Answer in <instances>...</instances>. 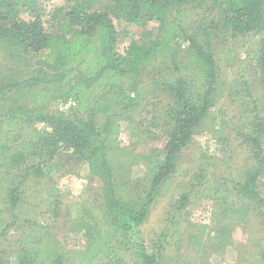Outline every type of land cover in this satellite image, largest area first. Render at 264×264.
<instances>
[{
    "label": "trees",
    "instance_id": "1",
    "mask_svg": "<svg viewBox=\"0 0 264 264\" xmlns=\"http://www.w3.org/2000/svg\"><path fill=\"white\" fill-rule=\"evenodd\" d=\"M92 1L70 0L66 11L49 17L38 10L36 0H0V57L19 52L20 59L37 63L25 77L0 76V176L10 168L24 177L41 176L39 157L59 165L70 159L87 163L90 174L103 183L102 202L88 213L91 225L83 250L67 251L50 233L35 227L32 239L24 238L16 264H128L129 255L137 264H163L169 241L153 252L141 236V227L151 207L169 194L179 159L195 136L210 130L219 140L224 134L216 107L226 90L213 36L221 33L234 39L261 34L253 60L264 83V0H114L109 7ZM171 8L175 16L163 21L157 33L146 32L140 41L121 46L130 32L118 28L117 21L140 25L150 11ZM200 8L209 10L208 24L189 20L191 11ZM177 42L185 48L182 55L174 46ZM223 56L231 60L230 53ZM158 64L164 75L150 80L152 73L146 71ZM242 87L253 105L244 120L239 118L241 127L235 135L247 154L242 178L232 179L231 187L207 179L232 221L251 209L264 214V117L249 83ZM160 96L169 101L162 111L163 149L136 153L134 145L122 147L120 119L128 116L134 121L131 118L144 102ZM45 100L71 101L75 104L71 109L86 115L50 112ZM37 123L48 124L52 131L36 129ZM142 135L149 138L147 130ZM135 165L142 166L144 173L133 185L130 171ZM207 177L204 169L196 178ZM1 190L6 210L21 201L16 189ZM175 203L182 213L190 203L189 194ZM4 223L0 218V235L5 233ZM182 223L180 219L176 225ZM207 228L199 231L203 234ZM177 235L182 238V233ZM230 237L228 226L218 228L214 246L224 249ZM191 241L204 246L203 239ZM260 256L264 261V250Z\"/></svg>",
    "mask_w": 264,
    "mask_h": 264
},
{
    "label": "rangeland",
    "instance_id": "2",
    "mask_svg": "<svg viewBox=\"0 0 264 264\" xmlns=\"http://www.w3.org/2000/svg\"><path fill=\"white\" fill-rule=\"evenodd\" d=\"M36 2L39 3L38 10L49 17L58 16V12L66 11L70 6V0ZM92 3L109 7L113 5L114 0H94ZM210 15L207 8H200L191 11L189 20L197 25L205 22L208 24ZM174 16L175 12L171 8L162 12L150 11L140 25H128L116 20L118 28L130 32L129 39L121 46L133 40L140 41L146 32L157 33L162 28L163 21L171 20ZM200 21L203 23H198ZM226 37L221 33L216 38L213 36V51L220 66L223 89L226 90L216 107L220 124L224 128L223 137L215 139L210 130L195 136L179 159L178 171L171 183L169 194L162 196L151 207L149 218L141 227V236L148 245L153 246V252L163 248V241H169L168 249L162 253L163 264H264L260 256L264 250V214L251 209L242 218L230 220L222 207V201L210 189L207 181L209 178L211 183L216 180L221 186L228 183V187H231L232 179L239 181L242 178L247 154L240 146V139L237 140L235 135L241 127L239 118L244 120V117L248 116L245 113L247 108H253L252 99L242 87L245 81L249 83L253 99L257 102L258 112L264 117V83L259 79L253 60L262 35L249 33L234 39ZM179 44L181 42L174 46L182 55L185 48L178 47ZM224 53H230L231 60L227 61L228 57L225 58ZM18 55L19 52H11L0 57V76L25 77L36 70L35 60H22ZM162 70L159 65L157 68L148 69L146 73H152L150 80L154 77L157 80L159 73L164 75ZM233 87L235 91L232 90ZM230 93L237 96L231 97ZM168 102L160 96L158 99L144 102L131 118L134 121L128 116L120 119L121 146L134 145L136 153L163 149L166 140L160 127L163 121L162 111ZM248 103L251 104L249 107ZM45 104L50 108V112H64L70 116L77 114L81 117L86 115L71 109L75 106L71 101L63 103L59 100H45ZM35 127L47 133L52 131L46 123H37ZM142 130L149 132V138L142 135ZM37 162L43 170L41 176L30 173L29 177H24L23 172L12 168L10 172H3L4 175L0 176V218L5 220V233L0 235L3 264H16L15 260L23 248L24 238L32 239L30 233L35 227L50 233L67 251L83 250L86 243L84 235L87 226L91 225L88 213L91 208L102 202L103 183L90 174L87 163L68 159L59 165L40 157ZM204 169L208 177L200 181L196 177ZM143 173V167L135 165L130 171L131 184L135 185ZM8 187L17 190L21 201L16 207L6 210L8 206L2 200L1 189ZM183 194H189L190 203L187 209L180 213V209L175 207V202ZM55 201H58L59 205L54 204ZM180 219L183 223L178 226L176 223ZM204 225L208 228L202 234L199 229ZM222 226H228L231 233V242L224 249L214 246L217 243V230ZM178 233H182V238ZM191 235L200 236L195 240L200 243V239H203L201 244L204 246L193 245L191 240H195L194 237L190 238ZM128 259V264H137L135 258L130 255Z\"/></svg>",
    "mask_w": 264,
    "mask_h": 264
}]
</instances>
